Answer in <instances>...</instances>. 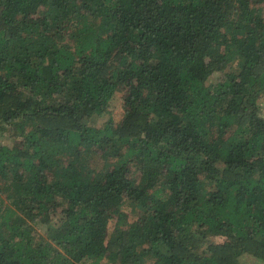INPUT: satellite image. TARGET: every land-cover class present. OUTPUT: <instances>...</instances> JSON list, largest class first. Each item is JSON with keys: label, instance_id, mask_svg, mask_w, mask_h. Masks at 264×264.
I'll return each instance as SVG.
<instances>
[{"label": "trees", "instance_id": "trees-1", "mask_svg": "<svg viewBox=\"0 0 264 264\" xmlns=\"http://www.w3.org/2000/svg\"><path fill=\"white\" fill-rule=\"evenodd\" d=\"M242 255L264 264V0H0V264Z\"/></svg>", "mask_w": 264, "mask_h": 264}, {"label": "rangeland", "instance_id": "rangeland-1", "mask_svg": "<svg viewBox=\"0 0 264 264\" xmlns=\"http://www.w3.org/2000/svg\"><path fill=\"white\" fill-rule=\"evenodd\" d=\"M121 93L122 91H118L116 92V94L114 95L112 102H111V108L116 111L119 109V103H120V97H121ZM100 121V120H98ZM97 121V122H98ZM99 123V122H98ZM7 142V141H6ZM242 260L245 262V264H260V262L258 260H255L253 257L248 256V255H242Z\"/></svg>", "mask_w": 264, "mask_h": 264}]
</instances>
